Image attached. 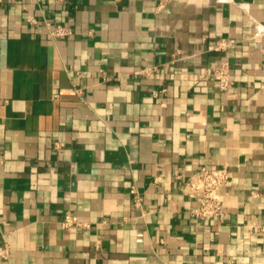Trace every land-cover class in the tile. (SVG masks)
I'll return each mask as SVG.
<instances>
[{
	"label": "crops",
	"instance_id": "1",
	"mask_svg": "<svg viewBox=\"0 0 264 264\" xmlns=\"http://www.w3.org/2000/svg\"><path fill=\"white\" fill-rule=\"evenodd\" d=\"M0 158V264H264V0H3Z\"/></svg>",
	"mask_w": 264,
	"mask_h": 264
},
{
	"label": "built area",
	"instance_id": "2",
	"mask_svg": "<svg viewBox=\"0 0 264 264\" xmlns=\"http://www.w3.org/2000/svg\"><path fill=\"white\" fill-rule=\"evenodd\" d=\"M3 0H0L2 2ZM45 26L49 31L52 39H67L73 35V31L69 27L62 25H54L49 21L45 22ZM221 47H224L222 45ZM136 75L148 74L147 70L139 71ZM82 77V74H78ZM213 79L217 82L220 91L228 93L233 88V81L231 79L230 67L227 62H221L213 71ZM112 77L104 76V82H111ZM166 89L155 91L154 96L160 97L166 93ZM55 98L58 95L54 96ZM2 158H0V163ZM232 179V173L229 168L223 167L220 169H209L206 167L200 168L194 175H192L184 185V193L189 198H200V205L197 209L191 211L193 218H224L223 199L220 194L221 190L225 188ZM136 189H131V194L135 195ZM136 202H140L137 198ZM79 226H87L81 223L78 218L70 213L64 215L62 220V227L69 229ZM11 256V247L7 239L0 242V263L7 261Z\"/></svg>",
	"mask_w": 264,
	"mask_h": 264
}]
</instances>
